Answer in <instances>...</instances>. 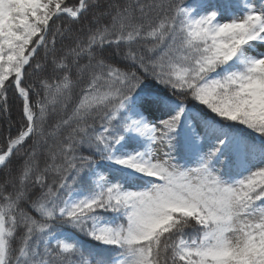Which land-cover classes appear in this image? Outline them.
Listing matches in <instances>:
<instances>
[{"label":"snow or ice","instance_id":"snow-or-ice-1","mask_svg":"<svg viewBox=\"0 0 264 264\" xmlns=\"http://www.w3.org/2000/svg\"><path fill=\"white\" fill-rule=\"evenodd\" d=\"M0 114V264H264V0H0Z\"/></svg>","mask_w":264,"mask_h":264},{"label":"trees","instance_id":"trees-1","mask_svg":"<svg viewBox=\"0 0 264 264\" xmlns=\"http://www.w3.org/2000/svg\"><path fill=\"white\" fill-rule=\"evenodd\" d=\"M18 103L19 101L12 99L10 100V106H11V111H12V118L16 119L18 117ZM0 117H2V114H0ZM3 120L0 118V123H2Z\"/></svg>","mask_w":264,"mask_h":264}]
</instances>
